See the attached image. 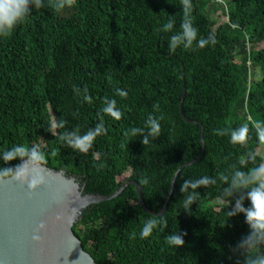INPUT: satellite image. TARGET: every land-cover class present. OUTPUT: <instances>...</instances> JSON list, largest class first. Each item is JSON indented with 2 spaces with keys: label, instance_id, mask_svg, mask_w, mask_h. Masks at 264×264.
I'll return each instance as SVG.
<instances>
[{
  "label": "trees",
  "instance_id": "1",
  "mask_svg": "<svg viewBox=\"0 0 264 264\" xmlns=\"http://www.w3.org/2000/svg\"><path fill=\"white\" fill-rule=\"evenodd\" d=\"M188 3L186 13L183 0H29L25 17L0 35V171L12 174L36 151L37 162L75 176L84 193L135 180L159 212L178 167L201 154L203 128L204 153L178 172L162 215L144 211L132 184L84 211L73 231L97 264L264 259V240L237 208H251L258 183H233L264 165V0ZM185 22L196 31L191 43ZM112 101L120 119L103 111ZM243 125L245 141L233 142ZM89 133L86 152L71 145ZM20 146L27 154L5 158ZM150 220L158 223L141 238ZM170 235L183 245H170Z\"/></svg>",
  "mask_w": 264,
  "mask_h": 264
},
{
  "label": "water",
  "instance_id": "2",
  "mask_svg": "<svg viewBox=\"0 0 264 264\" xmlns=\"http://www.w3.org/2000/svg\"><path fill=\"white\" fill-rule=\"evenodd\" d=\"M180 113L185 121L192 122L184 115L182 103ZM201 141L199 157L181 165L174 173L159 212L146 206L135 180H126L110 194L84 193V184L75 176L23 159L11 175L0 176V264H97L73 231L84 211L98 202L117 197L132 184L144 211L162 215L178 172L195 163L204 153L203 128ZM18 171H23L19 178Z\"/></svg>",
  "mask_w": 264,
  "mask_h": 264
},
{
  "label": "clouds",
  "instance_id": "3",
  "mask_svg": "<svg viewBox=\"0 0 264 264\" xmlns=\"http://www.w3.org/2000/svg\"><path fill=\"white\" fill-rule=\"evenodd\" d=\"M220 1V0H219ZM37 6H39V0H36ZM67 3L71 4L72 0H66ZM29 0H7V2H3V0H0V35H6L10 32V30L13 28V26L21 20V18L25 17V14L28 11V5ZM184 7L186 13L190 11V5L188 3V0H183ZM57 8L64 7V4H57L55 5ZM166 27L170 28L171 24L167 25ZM184 29V36L187 37L188 42L191 43V41L196 37V31L195 29L191 28L188 22H185L182 25ZM179 39V37H173V50L175 46L176 40ZM201 46H203L204 42H200ZM120 96H125L126 93L123 91H120L118 93ZM103 111L110 116L120 119L121 112L119 109L115 107V101H112L108 104L107 107L103 109ZM148 124L150 125V134L155 136L159 134L160 127L158 120L152 119L151 116L148 118ZM259 128V125H257ZM102 127L97 128V132L102 131ZM133 131H136L135 129ZM248 132L247 125H243L240 127L238 132H234L232 134V140L233 142H241L243 143L246 139V134ZM94 136L92 133H89L88 135L84 137H78L72 141H70L71 145L74 148H78L82 152H86L88 147L90 146L91 141L93 140ZM259 139L264 141V129H261L259 131ZM144 143H147V139L144 140ZM28 149L24 146L16 147L13 151L7 152L5 155L6 159H11L14 156L18 155H24L27 154ZM30 159L32 161H40L43 160V156L37 153L36 151H32L30 155ZM11 175V170H3L0 171V176H9ZM23 175V171L17 172V177ZM255 181L258 183V187L253 188L248 193V198L251 201V208L244 210L242 207H240L239 203L237 205L238 210L245 211L246 212V222H248L252 229H254L253 237L256 238L257 241L264 240V165H262L260 168L255 169L251 172L250 176H245L243 173L237 172L236 173V180H234V186H240L244 185L247 186L252 181ZM34 183L37 181H33ZM199 183L206 184L207 180H201ZM193 188L197 186L196 183H193L191 185ZM188 185L185 184L184 188H187ZM183 191V188H182ZM189 202L191 201V197L188 198ZM187 203L184 205L185 208H187ZM158 223L156 220H150L148 221L145 226L143 227L140 235L141 238L148 237L151 232L152 228ZM159 223H164L163 220L159 221ZM253 237H249V240L251 241ZM168 243L170 245L175 246H181L183 245L184 241L181 236L177 235H170L168 237ZM258 264H264V259H261Z\"/></svg>",
  "mask_w": 264,
  "mask_h": 264
},
{
  "label": "rangeland",
  "instance_id": "4",
  "mask_svg": "<svg viewBox=\"0 0 264 264\" xmlns=\"http://www.w3.org/2000/svg\"><path fill=\"white\" fill-rule=\"evenodd\" d=\"M224 1H227V0H224ZM258 151H259V154H261L262 156H264V147L263 146L259 147L258 148Z\"/></svg>",
  "mask_w": 264,
  "mask_h": 264
}]
</instances>
